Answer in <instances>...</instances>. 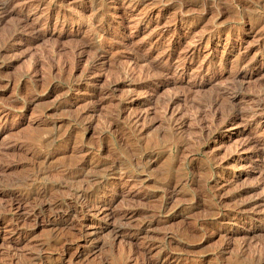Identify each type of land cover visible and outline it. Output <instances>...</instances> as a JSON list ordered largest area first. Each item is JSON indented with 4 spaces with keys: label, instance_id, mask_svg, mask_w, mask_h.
<instances>
[{
    "label": "rangeland",
    "instance_id": "374dc122",
    "mask_svg": "<svg viewBox=\"0 0 264 264\" xmlns=\"http://www.w3.org/2000/svg\"><path fill=\"white\" fill-rule=\"evenodd\" d=\"M0 264H264V0H0Z\"/></svg>",
    "mask_w": 264,
    "mask_h": 264
},
{
    "label": "bare ground",
    "instance_id": "6f19581e",
    "mask_svg": "<svg viewBox=\"0 0 264 264\" xmlns=\"http://www.w3.org/2000/svg\"><path fill=\"white\" fill-rule=\"evenodd\" d=\"M4 1V0H3ZM9 3V2H8ZM5 4V3H4ZM7 5V4H6ZM117 16V15H116ZM117 18V17H116ZM251 158V157H250ZM257 204H259V203H257ZM153 263V262H152Z\"/></svg>",
    "mask_w": 264,
    "mask_h": 264
}]
</instances>
